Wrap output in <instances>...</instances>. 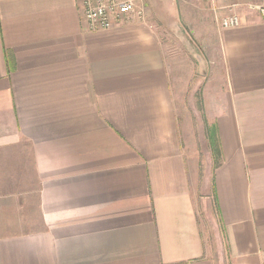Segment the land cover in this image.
<instances>
[{"label": "crops", "instance_id": "0c3cea01", "mask_svg": "<svg viewBox=\"0 0 264 264\" xmlns=\"http://www.w3.org/2000/svg\"><path fill=\"white\" fill-rule=\"evenodd\" d=\"M147 3L0 0V264H264V0Z\"/></svg>", "mask_w": 264, "mask_h": 264}, {"label": "built area", "instance_id": "2783aa9c", "mask_svg": "<svg viewBox=\"0 0 264 264\" xmlns=\"http://www.w3.org/2000/svg\"><path fill=\"white\" fill-rule=\"evenodd\" d=\"M87 29L98 31L110 29L116 21L121 20L125 15L137 14L142 17L141 10L135 12L137 0H79ZM264 21V4L253 6ZM223 27H236L240 24L239 17L236 14L223 17L220 20Z\"/></svg>", "mask_w": 264, "mask_h": 264}, {"label": "rangeland", "instance_id": "374dc122", "mask_svg": "<svg viewBox=\"0 0 264 264\" xmlns=\"http://www.w3.org/2000/svg\"><path fill=\"white\" fill-rule=\"evenodd\" d=\"M150 3H147V5H150L149 9L147 6V9L152 12L153 18L159 22V26L161 31L164 34L165 37V48L167 49V55L169 58V61L172 63L170 65V68H172V65L175 66V47L179 45L180 47L184 46L185 48H188V37L185 35V32L181 26L177 24L178 19H180L183 23V26L185 27V30L187 29V21L186 19L181 15L179 12H175V0H148ZM139 9L141 10L142 17L144 16L142 8H137L135 12H138ZM135 18L141 19L137 16V14H133ZM128 15H125L124 17H127ZM230 16V15H228ZM227 17V16H225ZM107 30V29H105ZM185 61L186 57H185ZM169 62V63H170ZM175 68V67H174ZM187 70L184 71V74H182L183 82L185 83V86L182 87L183 93L185 98L190 97L192 95V87H188L189 81L186 80L187 77ZM175 78V72H171ZM197 92V90H196ZM195 99V97H194ZM197 99V95H196ZM197 101V100H196ZM195 118H192L196 129H199V131L202 133V121L200 120L199 116H194ZM199 122V123H198ZM200 124V125H199ZM204 130V129H203Z\"/></svg>", "mask_w": 264, "mask_h": 264}, {"label": "trees", "instance_id": "16d2710c", "mask_svg": "<svg viewBox=\"0 0 264 264\" xmlns=\"http://www.w3.org/2000/svg\"><path fill=\"white\" fill-rule=\"evenodd\" d=\"M212 138H213V137H211V146L214 145V144H213L214 142H213V139H212ZM212 142H213V143H212Z\"/></svg>", "mask_w": 264, "mask_h": 264}]
</instances>
